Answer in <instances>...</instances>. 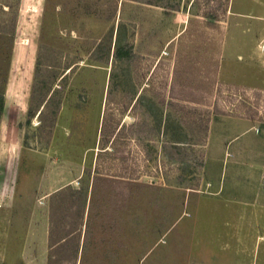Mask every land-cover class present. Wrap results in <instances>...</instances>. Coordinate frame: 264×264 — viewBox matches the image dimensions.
<instances>
[{"label": "rangeland", "instance_id": "obj_1", "mask_svg": "<svg viewBox=\"0 0 264 264\" xmlns=\"http://www.w3.org/2000/svg\"><path fill=\"white\" fill-rule=\"evenodd\" d=\"M263 14L264 0H0L14 217L0 264H200L235 207L230 154L264 126V89L247 85Z\"/></svg>", "mask_w": 264, "mask_h": 264}, {"label": "crops", "instance_id": "obj_2", "mask_svg": "<svg viewBox=\"0 0 264 264\" xmlns=\"http://www.w3.org/2000/svg\"><path fill=\"white\" fill-rule=\"evenodd\" d=\"M252 30L255 34L248 46V57L252 60L249 65L258 75L256 82L247 85L264 89V58L257 57L256 48V43L264 48V41L257 38L261 36L257 32H264V23L254 24ZM243 125L253 127L250 123ZM256 129L257 135L249 139L247 153L237 145L230 154V175L235 188L232 201L235 207L220 221L226 229L218 228L217 232L210 234L206 232V240L215 248L202 247L200 264H264V151L261 150L264 126ZM215 192H218V188ZM8 207L7 203L0 205V256L3 258L8 254V242L13 234L10 222L14 217L13 213L7 214ZM257 229L263 230L257 232Z\"/></svg>", "mask_w": 264, "mask_h": 264}, {"label": "trees", "instance_id": "obj_3", "mask_svg": "<svg viewBox=\"0 0 264 264\" xmlns=\"http://www.w3.org/2000/svg\"><path fill=\"white\" fill-rule=\"evenodd\" d=\"M41 111L38 112L37 116L40 114Z\"/></svg>", "mask_w": 264, "mask_h": 264}]
</instances>
